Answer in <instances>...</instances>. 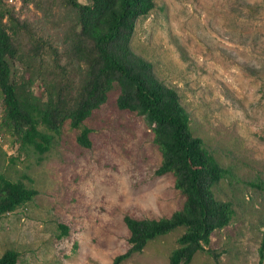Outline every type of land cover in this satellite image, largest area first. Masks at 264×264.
<instances>
[{
    "label": "rangeland",
    "instance_id": "obj_1",
    "mask_svg": "<svg viewBox=\"0 0 264 264\" xmlns=\"http://www.w3.org/2000/svg\"><path fill=\"white\" fill-rule=\"evenodd\" d=\"M154 2L135 22L131 50L177 92L193 135L228 170L214 192L232 204L234 216L206 248L220 254L222 264H258L264 239V0ZM7 3L19 8V0ZM32 17L38 20L39 12ZM118 91L115 85L83 122L89 148L77 144L78 130L68 122L42 155L19 152L0 128V175L37 191L32 201L0 215V256L13 249L16 264H168L183 228L114 263L129 248L125 216L169 217L184 201L170 174H154L161 158L152 132L142 116L116 106ZM59 225L68 227L61 238ZM190 264L215 262L199 253Z\"/></svg>",
    "mask_w": 264,
    "mask_h": 264
},
{
    "label": "trees",
    "instance_id": "obj_2",
    "mask_svg": "<svg viewBox=\"0 0 264 264\" xmlns=\"http://www.w3.org/2000/svg\"><path fill=\"white\" fill-rule=\"evenodd\" d=\"M154 7V0H19L15 10L0 0V128L19 152L42 155L68 122L78 130L77 144L89 148L90 129L83 122L116 85V106L142 116L152 132L161 158L154 174H170L184 201L169 217L125 216L129 248L114 263L183 228L168 264H190L199 253L222 264L220 254L206 247L213 232L228 226L234 216L232 204L217 199L214 192L228 170L193 135L177 92L159 81L152 65L130 47L136 20ZM33 11L39 12L38 20ZM36 195L22 181L0 175V215ZM59 228L57 237L66 236L68 227ZM258 255V264H263L264 239ZM17 258L15 250L7 249L0 264H16Z\"/></svg>",
    "mask_w": 264,
    "mask_h": 264
}]
</instances>
